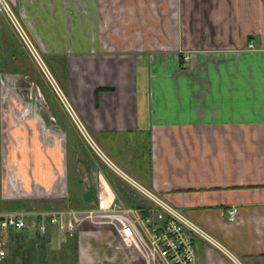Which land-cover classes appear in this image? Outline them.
<instances>
[{"label":"crops","instance_id":"obj_1","mask_svg":"<svg viewBox=\"0 0 264 264\" xmlns=\"http://www.w3.org/2000/svg\"><path fill=\"white\" fill-rule=\"evenodd\" d=\"M49 1L19 3L106 154L238 259L196 239V264H264V0ZM44 95L25 96L38 104L18 124L34 133L20 170L41 197L21 208H92L102 191L144 202ZM91 229L71 238L73 249L63 238L61 264H144L110 228ZM58 235L26 238L49 245Z\"/></svg>","mask_w":264,"mask_h":264},{"label":"built area","instance_id":"obj_2","mask_svg":"<svg viewBox=\"0 0 264 264\" xmlns=\"http://www.w3.org/2000/svg\"><path fill=\"white\" fill-rule=\"evenodd\" d=\"M14 28L36 58L60 101L72 118L78 132L107 166L129 184L144 200L138 205L126 204L121 198L100 192L95 207L87 209L46 208L0 210V264H9L8 242L12 232L48 236L62 234L75 237L82 228L106 226L114 231L127 246L137 251L144 264H196V239L221 250L238 263L233 252L211 232L190 217L182 208L172 203L154 188L146 186L120 168L102 149L91 131L76 112L69 96L46 65L40 51L24 29L20 18L7 0H0ZM252 46V44H250ZM231 220L238 218V207L229 210Z\"/></svg>","mask_w":264,"mask_h":264},{"label":"rangeland","instance_id":"obj_3","mask_svg":"<svg viewBox=\"0 0 264 264\" xmlns=\"http://www.w3.org/2000/svg\"><path fill=\"white\" fill-rule=\"evenodd\" d=\"M7 1L20 18L24 29L40 51L46 65L58 79L50 63V58L58 56L57 53L46 54L45 56L38 36L40 31L37 30L35 21L26 20L22 12V4L19 3L21 0ZM49 2L56 3L57 1L50 0ZM52 6L54 7V5ZM32 92H42L45 94V98L46 95L47 97L51 95L56 102L58 101L61 104L45 72L26 46L22 36L14 28L7 14L0 8V210L19 209L18 207L22 206L31 207L30 200L41 198L39 196L40 192L34 190L31 181L24 179L25 171L22 173L20 170V164L22 166V163L26 160H24L22 151L25 149L28 151L31 148L25 138L27 137V140L30 141L34 133L28 134L30 131L27 132L29 126L22 127L23 125H21L20 127L18 124L20 125L23 119H27L26 113L28 111L36 107L35 104L38 100L35 99L29 102L25 100V96ZM87 147L96 155L88 144ZM138 202H141V200L139 199ZM37 204L40 205L41 203L37 202ZM87 227L88 231H84V234L90 236L92 227L86 224L83 227L84 230ZM102 235L109 236L107 234ZM76 236H79V234ZM63 238L64 235L62 234L54 237L51 244H49L50 246L46 247L47 260L39 262L34 259L33 264H61L65 254L63 243L65 239ZM39 251V249H36L37 253ZM52 255L55 257L51 258Z\"/></svg>","mask_w":264,"mask_h":264},{"label":"trees","instance_id":"obj_4","mask_svg":"<svg viewBox=\"0 0 264 264\" xmlns=\"http://www.w3.org/2000/svg\"><path fill=\"white\" fill-rule=\"evenodd\" d=\"M21 208V207H18ZM30 233L26 231H15L11 233L10 240L8 242V260L9 264H33V253L36 249H41L40 253L44 254L47 245V239L34 236V239L26 238ZM45 236V235H44ZM72 237H69V245L73 246ZM18 256H21L22 260H18Z\"/></svg>","mask_w":264,"mask_h":264}]
</instances>
